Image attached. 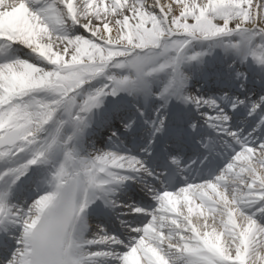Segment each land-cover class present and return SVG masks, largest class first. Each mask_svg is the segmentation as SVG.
I'll return each mask as SVG.
<instances>
[{
    "label": "snow or ice",
    "instance_id": "snow-or-ice-1",
    "mask_svg": "<svg viewBox=\"0 0 264 264\" xmlns=\"http://www.w3.org/2000/svg\"><path fill=\"white\" fill-rule=\"evenodd\" d=\"M0 264H264V0H0Z\"/></svg>",
    "mask_w": 264,
    "mask_h": 264
}]
</instances>
